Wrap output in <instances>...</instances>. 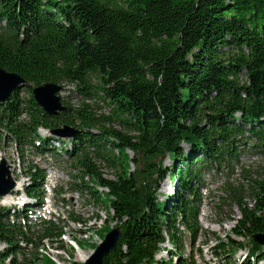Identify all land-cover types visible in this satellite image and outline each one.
<instances>
[{
	"label": "trees",
	"instance_id": "trees-1",
	"mask_svg": "<svg viewBox=\"0 0 264 264\" xmlns=\"http://www.w3.org/2000/svg\"><path fill=\"white\" fill-rule=\"evenodd\" d=\"M0 68L27 82L0 101V142L16 146L29 179L25 204L0 203V264L27 263L19 240L31 243L28 212L45 199L46 170L29 159L39 155L82 169L81 191L120 227L103 264H195L203 190L241 170L246 182L224 192L237 198L232 232L246 242L228 237L212 252L216 264H264L252 240L264 232V167L252 178L242 164L264 154V0H0ZM46 81L71 85L81 104L63 98L66 110L47 114L32 94ZM93 99L108 112L88 111ZM64 125L77 132L59 139L39 131ZM93 155L113 177L100 174ZM165 178L167 194L159 190ZM180 227L192 243L184 257ZM38 231L63 235L52 216ZM165 242L167 257L155 259ZM28 261L53 262L47 254Z\"/></svg>",
	"mask_w": 264,
	"mask_h": 264
},
{
	"label": "rangeland",
	"instance_id": "rangeland-1",
	"mask_svg": "<svg viewBox=\"0 0 264 264\" xmlns=\"http://www.w3.org/2000/svg\"><path fill=\"white\" fill-rule=\"evenodd\" d=\"M57 94L61 97L62 102L63 98H66L68 101L65 102L70 106L81 104L82 98L77 95L74 96L71 85H64L63 89ZM86 102L89 104L87 110L96 116L108 112L107 107L101 101L93 99ZM113 125L117 127L116 124ZM128 153L132 156L129 150ZM18 155L17 148L13 143L0 142V156L8 166L9 176L21 186L24 181L22 177L24 172L22 163L18 161ZM33 156H36V154ZM29 159H33L39 166L45 168L44 188H46V193L43 205L36 206V209L32 208L28 212L30 217L27 218L29 219L27 221L29 227H27L26 233L31 238V243L24 240L20 241L22 239L19 240V245H22L23 251L26 252L24 256L27 258V263L25 264H30L28 258H32L34 255L40 258L44 254L50 256L53 261L52 264H75L76 262L82 264L86 259L80 261L78 260L79 256L86 254V258L89 257L97 244L108 233V231L104 232V229L101 230V228L108 224L110 231L116 226V222L108 220L97 203L83 190L81 191L78 185L82 184V169H76L73 163L65 160L37 157H30ZM93 162H95L103 177L110 178L114 176V169L106 166L101 160H97L95 155H93ZM164 162L165 164L170 163L168 158ZM242 164L245 170L253 173L252 178H255L256 173L264 167V154L252 153L245 156ZM83 181L84 183H94L93 179L87 177L83 178ZM238 182H246L241 175V170H237L235 174L230 175L228 178L221 176L209 181L207 188L203 190L199 206V233L194 246H192L196 264L218 262L212 249L220 240L227 241L228 237H231L240 242H246V239L241 236L238 237L232 232V226L239 215L237 198L232 193L226 194L224 192L226 184L236 185ZM159 190L164 194L171 192V181L165 178L161 182ZM17 191H12L10 195L2 197L0 203L5 202L6 205L16 204V206L26 203L29 199L22 195L20 197V194L16 193ZM242 196V203L247 204L249 198ZM51 216L55 218L63 232L60 239L45 238L38 231L41 218ZM77 219H80V221L77 222ZM180 228L183 230L182 236L185 241L184 257L189 251L188 245L191 246L192 243L185 229ZM4 247L5 244L0 241V251ZM164 247L171 248L169 244H165ZM244 251V248H242L234 254L236 260H238L237 257L245 254ZM158 256L167 257L165 251L159 253ZM17 260L23 261L21 253L17 254Z\"/></svg>",
	"mask_w": 264,
	"mask_h": 264
},
{
	"label": "water",
	"instance_id": "water-1",
	"mask_svg": "<svg viewBox=\"0 0 264 264\" xmlns=\"http://www.w3.org/2000/svg\"><path fill=\"white\" fill-rule=\"evenodd\" d=\"M26 80L16 72L0 68V101H5L9 95L19 86L26 85ZM62 90L60 84L53 81H46L32 88V94L36 103L47 113L57 115L65 111L61 97L57 94ZM49 134L59 138L71 137L77 132L74 126L64 125L47 131ZM15 187V181L9 176L8 166L4 159H0V198L6 197ZM120 227L116 226L104 236V239L94 248L91 255L82 264H103L106 253L110 252L117 245L120 237ZM252 240L264 247V232L252 235ZM155 254V259L157 258ZM142 264H147L142 262Z\"/></svg>",
	"mask_w": 264,
	"mask_h": 264
},
{
	"label": "bare ground",
	"instance_id": "bare-ground-1",
	"mask_svg": "<svg viewBox=\"0 0 264 264\" xmlns=\"http://www.w3.org/2000/svg\"><path fill=\"white\" fill-rule=\"evenodd\" d=\"M45 180H46V177H45ZM45 180H44V182H43V187H44V183H45ZM17 188V187H16ZM2 198V197H1ZM0 198V199H1ZM43 204V203H42ZM25 247V246H24ZM86 254H82V256H79V258H78V260H80V261H82V260H84L85 258H86Z\"/></svg>",
	"mask_w": 264,
	"mask_h": 264
}]
</instances>
